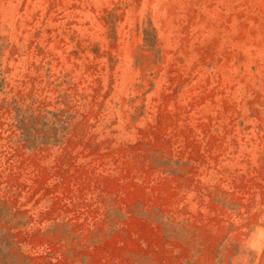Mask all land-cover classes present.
Segmentation results:
<instances>
[{"label":"rangeland","instance_id":"374dc122","mask_svg":"<svg viewBox=\"0 0 264 264\" xmlns=\"http://www.w3.org/2000/svg\"><path fill=\"white\" fill-rule=\"evenodd\" d=\"M0 264H264V0H0Z\"/></svg>","mask_w":264,"mask_h":264}]
</instances>
